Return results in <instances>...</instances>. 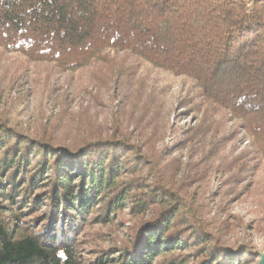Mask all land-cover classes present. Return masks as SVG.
Returning <instances> with one entry per match:
<instances>
[{
	"label": "trees",
	"instance_id": "1",
	"mask_svg": "<svg viewBox=\"0 0 264 264\" xmlns=\"http://www.w3.org/2000/svg\"><path fill=\"white\" fill-rule=\"evenodd\" d=\"M0 52L72 74L105 64L125 98L131 67L115 61L123 52L181 77L178 109L195 118L170 123L173 109L158 103L98 121L88 104L71 112L51 84L39 92L62 99L59 110L32 123L15 118L10 100L38 90L0 91V264L258 257L231 242L223 207L264 171V0H0ZM59 115L72 117L65 133Z\"/></svg>",
	"mask_w": 264,
	"mask_h": 264
},
{
	"label": "rangeland",
	"instance_id": "2",
	"mask_svg": "<svg viewBox=\"0 0 264 264\" xmlns=\"http://www.w3.org/2000/svg\"><path fill=\"white\" fill-rule=\"evenodd\" d=\"M119 55L121 58L119 56L115 61L125 62L127 66L131 67L130 77H127L130 84L122 85L124 86L123 93L126 94L125 98L122 97V94H118L117 88L111 85L115 77H112L108 82V77H110L108 71L111 67L104 66L105 64L102 68L89 66L72 74L59 70L53 64L31 63L22 57L6 52H0V79L4 80L0 83V91L14 96L17 93H22L21 86L29 91L31 87L35 91L38 90L35 92V97L32 95L33 93H29L30 97H26L25 103L22 96L19 95L18 98L13 97L10 100L15 118L21 121L31 119L32 123L43 121L49 123L53 117L51 115L53 111L57 113L59 110L56 103L62 99H54V96L46 95V93L45 96L40 93L44 87L52 84L56 86L57 92L64 91L61 94L68 97L67 104L73 108L71 112L79 110L80 103L88 104L89 113L96 115L98 121L110 120L112 114L115 116L114 110L137 117L140 114L149 113V111L153 112V107L160 103L161 112L166 113L173 109L170 123L176 121V124L181 127L195 124V118L187 109H178V102L184 99L187 92V86L181 77L171 75L162 69H154L141 60L135 61L133 57L126 58L123 52H120ZM100 69H102L101 72ZM8 84L12 86V89L8 87ZM113 91L117 94L110 96ZM115 96L121 100V103H118V99L113 100ZM92 98L93 101L96 99L95 103H92ZM117 103V108L113 107ZM71 119L72 117L69 115H59L58 120L61 123L53 122L58 124V131L65 133L71 129ZM53 126L56 125H50V127ZM170 138L168 136L165 141ZM253 185L251 191L238 201L229 200L224 204L223 216L228 217V221L231 223L228 228L231 242L241 240L248 242L258 252L256 253L258 257L252 258L251 264H261L262 257L264 259V171L254 179ZM215 212L217 213V210ZM220 214L212 213L211 216L220 217Z\"/></svg>",
	"mask_w": 264,
	"mask_h": 264
},
{
	"label": "water",
	"instance_id": "3",
	"mask_svg": "<svg viewBox=\"0 0 264 264\" xmlns=\"http://www.w3.org/2000/svg\"><path fill=\"white\" fill-rule=\"evenodd\" d=\"M263 260H264V259H263V257H262V259H261V264H264V263H263Z\"/></svg>",
	"mask_w": 264,
	"mask_h": 264
}]
</instances>
